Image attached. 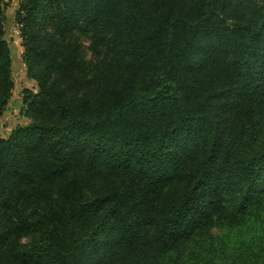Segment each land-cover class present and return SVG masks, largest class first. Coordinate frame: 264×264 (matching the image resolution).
<instances>
[{
    "label": "trees",
    "instance_id": "1",
    "mask_svg": "<svg viewBox=\"0 0 264 264\" xmlns=\"http://www.w3.org/2000/svg\"><path fill=\"white\" fill-rule=\"evenodd\" d=\"M15 21L37 90L0 137V264H264V0H21Z\"/></svg>",
    "mask_w": 264,
    "mask_h": 264
},
{
    "label": "rangeland",
    "instance_id": "2",
    "mask_svg": "<svg viewBox=\"0 0 264 264\" xmlns=\"http://www.w3.org/2000/svg\"><path fill=\"white\" fill-rule=\"evenodd\" d=\"M21 0H5V38L11 52V78L13 87L11 97L0 118V137H7L17 125L27 124L29 119L22 112V98L25 89L37 90V83L28 77L26 65L22 60L23 47L19 37L15 13Z\"/></svg>",
    "mask_w": 264,
    "mask_h": 264
}]
</instances>
